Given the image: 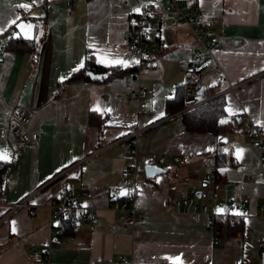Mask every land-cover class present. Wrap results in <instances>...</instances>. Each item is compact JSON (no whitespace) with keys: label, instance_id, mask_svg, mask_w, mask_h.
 Instances as JSON below:
<instances>
[{"label":"crops","instance_id":"crops-1","mask_svg":"<svg viewBox=\"0 0 264 264\" xmlns=\"http://www.w3.org/2000/svg\"><path fill=\"white\" fill-rule=\"evenodd\" d=\"M180 1L196 4L213 19L214 44L201 61L202 80L208 81L200 83L211 95L201 92L203 99L194 106L224 97L228 124L216 135L185 131L181 111L164 113L165 100L185 81L191 55L201 45L189 27L157 11L149 23L154 59L139 82L144 94L134 97L126 91L129 73L107 75L128 68L119 62H127L126 24L140 10L139 0H0V33L13 28V38L37 42L32 52L2 51L0 128L23 107L32 110L25 131L38 134L36 144L24 148L0 135L3 160L15 163L0 188V264H39L33 254L47 245L56 224L49 199L62 189L80 187L88 191L80 197L82 209L97 214L100 223L77 226L65 235L49 249L48 264H111L122 255H130L133 264H261L264 163L245 140L243 121L264 133V0ZM21 3L32 5L30 19L9 26ZM82 61L84 75L94 67L104 69L105 79L66 81ZM90 113L97 114L93 122ZM236 114L243 118L236 120ZM100 119L101 130L95 123ZM218 142L224 166L214 179L206 174L217 170L213 153ZM130 147L135 154L125 160L122 155ZM237 149L244 150L239 159ZM174 156L179 160L171 165H156V158ZM146 163L163 171L147 180L142 176ZM123 166L133 167L135 175L121 176ZM131 185L143 222L126 226L109 201ZM183 195L214 206L215 217L175 206ZM18 202L23 204L13 207ZM219 203L242 211L228 219L231 214L217 211ZM215 218L221 228L212 225ZM231 220L240 224L234 236L225 224ZM214 230L219 244L213 242Z\"/></svg>","mask_w":264,"mask_h":264},{"label":"built area","instance_id":"built-area-1","mask_svg":"<svg viewBox=\"0 0 264 264\" xmlns=\"http://www.w3.org/2000/svg\"><path fill=\"white\" fill-rule=\"evenodd\" d=\"M140 10L135 12L127 20L126 24V51L127 62L126 66L131 69L130 78L132 80L131 85L126 86V91L130 96L141 97L144 94V88L139 84L143 73H147L150 70V63L154 59L156 48L153 44V38L151 36L150 20L155 16L158 10L166 18H174V23L179 27H189L194 34L200 39L201 45L190 58L189 68L186 73L185 81L182 83V94L184 109H190L194 104L203 99L202 93L198 92L200 88L201 80L204 76V69L201 65V61L204 57L210 54L211 46L214 44L211 39L213 19L205 17L203 12L194 3L183 2L180 0H139ZM20 19L29 20L28 10L19 9ZM14 29L9 28L3 33H0V58L5 45V41L9 38H13L12 33ZM138 61V62H136ZM92 72H97L94 67L89 68ZM135 85V87H131ZM175 87V85H174ZM233 86H230V89ZM32 116V110L28 108H17L7 120V125L0 128V135H9L16 140L20 148L32 147L36 144L38 134L36 132H27L24 126L28 124ZM242 114H236L235 119L241 120ZM245 128V140L248 141L253 147L259 150L258 161L264 163V133L261 132L257 125H253L248 121H243ZM135 154L134 147H130L127 154L122 155L125 160H132ZM178 157L174 156L171 159L165 157L156 158V165L168 162L172 164L177 161ZM129 172L134 173V168L130 166H123L120 169L121 176H127ZM207 176H213L214 171H209ZM88 194V191L84 187L78 189H62L57 197L50 198L48 201V209L52 213V216L62 214L64 210L68 208L74 209L73 221L77 223H94L98 225V220L95 213L91 211L85 212L80 204L76 203L77 197H84ZM23 202L16 203L13 207H19ZM177 206L191 207L192 209L203 212L209 215L212 220L215 217L214 206L199 204L195 198L190 196L180 197L175 201ZM219 208L223 209L226 214L237 213L241 208L234 205H225L219 203ZM113 208L120 210L122 213L120 216V222L126 226H134L142 223L143 218L140 213L133 206V198L129 203L125 201L119 202L113 201ZM242 211V210H241ZM245 211V210H244ZM195 216V214H194ZM211 222V221H210ZM60 230H58V233ZM217 230H214V244H219L216 237ZM133 235L138 236L139 232L133 230ZM57 240H49L44 248L39 251H35L33 255L43 256L48 260V247L52 246ZM260 246L264 248V242H260ZM44 264H48L45 262ZM111 264H133V259L130 255H122L113 260Z\"/></svg>","mask_w":264,"mask_h":264},{"label":"trees","instance_id":"trees-1","mask_svg":"<svg viewBox=\"0 0 264 264\" xmlns=\"http://www.w3.org/2000/svg\"><path fill=\"white\" fill-rule=\"evenodd\" d=\"M37 45V42L32 40V39H22V38H9L5 41L4 49L8 50H14V51H27V52H32L35 50ZM97 72H102L103 70L96 69ZM131 73V69L127 68L126 70H119V69H112L107 77H113L116 75H124L127 73ZM83 78L85 80H89L85 75H84V70L79 69L77 71H74L70 74L68 79L66 81H71L79 78ZM130 77V76H129ZM92 81V80H91ZM130 83H132V80L130 78ZM208 88H205V95L209 96L211 95L210 92L207 90ZM207 90V91H206ZM224 97L222 95H216L213 97H209L203 102L196 104L190 109L183 110L184 108V102H183V94H182V86L178 85L172 92V94L165 100V106H164V113L166 115L172 114L177 111H181L179 113V119L180 122L182 123V126L185 131L188 132H209L213 135H216L223 129L227 127V117L224 115ZM97 114L90 113L88 119L92 120L95 119ZM96 120V119H95ZM221 121H226L225 123H221ZM102 122V119H100L97 123L100 127V124ZM101 130V127L99 128ZM220 143L218 142L215 149L213 156L215 157V164L216 168L214 171L213 178L218 179L220 176L219 170L224 166V163H222V159L225 155L224 151L222 150L221 146L219 145ZM166 158V157H165ZM168 159V158H166ZM179 160V158H178ZM177 160V161H178ZM14 161H4L0 160V188L2 187V183L4 181V177L6 174L12 170L14 166ZM218 171V172H217ZM135 175L134 173L129 172V174ZM144 173V172H143ZM143 178L145 179H151L143 175ZM70 189V188H69ZM127 191L125 190L120 198H111L109 203L110 206L113 208V201H118L122 202L125 201L126 203H129L131 198L134 196V186L131 185L129 187H126ZM54 198V197H52ZM80 197L76 198V203L81 204ZM74 209L68 208L67 210H64L62 214L54 215L53 217L56 219V224L53 229V237L50 238L52 241L56 239L57 241L52 244V246L48 247V252L49 249L53 246L59 245L62 242V238L66 235H71L73 234L74 229L77 226L83 225V224H90L89 222L85 223H77L73 221V215H74ZM87 212V211H85ZM92 212V211H91ZM94 213V212H93ZM124 214V212L122 213ZM97 216V214H95ZM142 217V216H141ZM98 218V216H97ZM231 216H228V219H230ZM100 221V219L98 218ZM94 224V223H93ZM225 224H228V230L230 236H234L239 234L240 231V224L239 222H236L235 220H231L229 222H225ZM96 225V224H95ZM213 226H217L221 228V224L218 222V220H213L212 223ZM58 230L60 232L58 233ZM44 248V247H42ZM46 248V247H45ZM39 264H44L47 262V257L46 259L41 255L38 257Z\"/></svg>","mask_w":264,"mask_h":264},{"label":"water","instance_id":"water-1","mask_svg":"<svg viewBox=\"0 0 264 264\" xmlns=\"http://www.w3.org/2000/svg\"><path fill=\"white\" fill-rule=\"evenodd\" d=\"M85 76L92 80V81H103L105 79V74L104 73H100V72H92V71H86L85 72ZM198 92H202V88H199ZM163 170L156 166V165H152V164H148L146 163L144 166H143V172H144V175L148 178H151L153 176H155L156 174H159L161 173ZM261 256V264H264V252H261L260 254Z\"/></svg>","mask_w":264,"mask_h":264},{"label":"snow or ice","instance_id":"snow-or-ice-1","mask_svg":"<svg viewBox=\"0 0 264 264\" xmlns=\"http://www.w3.org/2000/svg\"><path fill=\"white\" fill-rule=\"evenodd\" d=\"M35 2V0H33V3ZM17 7L21 8V9H24V10H29L32 5L31 4H26V3H21L19 5H17ZM135 11H138V9H135ZM19 19V16H16L14 19H12L11 21L8 22L9 26L13 25V24H16V21ZM27 27H32L31 25H27ZM0 30H3V29H0ZM138 62V61H136ZM119 63H123L125 64L126 66V62L124 61H120ZM83 66V61L81 62V64L78 66L77 69H73V71H77L79 70V67H82ZM61 79H64L63 77ZM162 115V114H161ZM226 121H221V123H225ZM211 150V149H209ZM244 150L243 149H237V159L240 158V154L243 152ZM6 158V153H0V160H3ZM71 162V161H70ZM66 166V165H65ZM60 169H57V171H59ZM121 194H124V193H121ZM218 212H222L224 211L223 209H217ZM239 215H244L243 213H239ZM12 225H13V231H15V222L13 221L12 222ZM171 259V258H170Z\"/></svg>","mask_w":264,"mask_h":264},{"label":"rangeland","instance_id":"rangeland-1","mask_svg":"<svg viewBox=\"0 0 264 264\" xmlns=\"http://www.w3.org/2000/svg\"><path fill=\"white\" fill-rule=\"evenodd\" d=\"M19 18H20V14H19ZM29 23H31V22H29ZM212 46H213V45H212ZM212 46H211V47H212ZM196 50H197V49H196ZM207 81H208V77H205V78L202 80V84L206 83ZM209 81H210V80H209ZM174 162H175V161H174ZM119 184L122 185V184H123V181H120ZM184 196H186V195H183V196H181V197H184ZM179 198H180V197H179ZM179 198H178V199H179ZM176 200H177V199L174 200V205H175V206H177V205L175 204V201H176Z\"/></svg>","mask_w":264,"mask_h":264}]
</instances>
